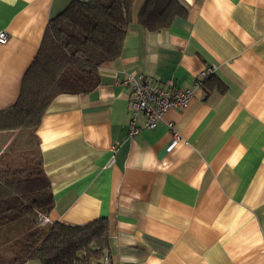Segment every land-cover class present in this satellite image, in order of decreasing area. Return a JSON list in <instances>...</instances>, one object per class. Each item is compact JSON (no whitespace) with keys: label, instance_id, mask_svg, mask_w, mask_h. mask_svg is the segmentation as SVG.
<instances>
[{"label":"crops","instance_id":"crops-1","mask_svg":"<svg viewBox=\"0 0 264 264\" xmlns=\"http://www.w3.org/2000/svg\"><path fill=\"white\" fill-rule=\"evenodd\" d=\"M73 1L91 0H0V111ZM178 1L185 14L167 28L130 25L97 87L55 97L30 138L0 131V155L30 139L52 193L47 224L105 218L109 264H264V0ZM205 68L223 92L193 89L185 108L128 136L126 76L185 90Z\"/></svg>","mask_w":264,"mask_h":264},{"label":"trees","instance_id":"trees-1","mask_svg":"<svg viewBox=\"0 0 264 264\" xmlns=\"http://www.w3.org/2000/svg\"><path fill=\"white\" fill-rule=\"evenodd\" d=\"M135 3L73 1L51 19L23 75L17 100L0 111V131L22 132L30 138L55 97L86 95L97 87L98 68L120 56L130 25L159 31L185 14L178 0H142L137 8ZM199 87L206 96L212 90L224 91L213 74ZM26 145L27 149L18 153L20 157H14L19 148L0 155V232L6 228L21 230L8 244L0 243V264L29 260L41 264H103L105 257L109 262L105 218L75 226L38 223V216H46L53 208V198L38 149L30 139Z\"/></svg>","mask_w":264,"mask_h":264},{"label":"built area","instance_id":"built-area-1","mask_svg":"<svg viewBox=\"0 0 264 264\" xmlns=\"http://www.w3.org/2000/svg\"><path fill=\"white\" fill-rule=\"evenodd\" d=\"M7 34L0 32V44H5ZM212 68H205L194 80L191 89L176 90L172 82L163 84L150 82L147 78L134 75L126 76L121 84L129 89V131L128 136L132 137L141 129L151 130L162 121L163 115L169 110L185 108L193 97V89L200 86V82L212 74ZM142 114L144 124L137 125V117ZM168 130L171 132L173 144L179 140V134L173 130L172 123L167 124ZM38 223L45 225L48 218L44 215L38 216ZM103 264H109L107 257L103 259Z\"/></svg>","mask_w":264,"mask_h":264},{"label":"rangeland","instance_id":"rangeland-1","mask_svg":"<svg viewBox=\"0 0 264 264\" xmlns=\"http://www.w3.org/2000/svg\"><path fill=\"white\" fill-rule=\"evenodd\" d=\"M142 3V0H136V3H135V7L137 8L138 6H140V4ZM19 145V147H20V144H18ZM13 149H15V150H18V148L17 147H15V146H13L12 148H11V150H13ZM27 149V147L26 148H24V149H22L21 148V150L19 151H16V152H14L15 153V155H14V157H18L20 154H18L19 152H21V151H23V150H26ZM14 150V151H15ZM22 154V153H21ZM20 157V156H19ZM9 158V157H8ZM10 159V158H9Z\"/></svg>","mask_w":264,"mask_h":264}]
</instances>
